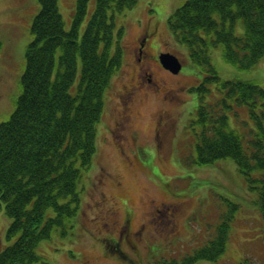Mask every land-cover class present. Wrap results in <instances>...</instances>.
<instances>
[{"label": "trees", "instance_id": "16d2710c", "mask_svg": "<svg viewBox=\"0 0 264 264\" xmlns=\"http://www.w3.org/2000/svg\"><path fill=\"white\" fill-rule=\"evenodd\" d=\"M59 1L37 0L38 11L27 26L30 40L25 47V66L14 108L8 118L0 121V212L10 219L7 239L14 238L0 249V264H50L37 252V246L57 235L67 236V246L74 250L70 237L76 238L81 227L89 174L94 173L90 190L94 186L96 194L99 181L110 176L98 161L103 137V124L99 123L107 109L105 93L124 62L123 49L116 40L122 31L121 26L115 30L116 13L130 8L135 0H95L93 7H89L90 0H76L68 28ZM238 20L243 25L240 33L235 32ZM169 26L187 45L189 59L203 70L198 85L191 87L204 93L198 96L195 118L188 124L194 134L191 163L200 166L231 158L255 195L253 203L264 220V89L255 81L220 77L211 62V49L218 45H222V58L240 68L251 67L264 56V0H183L169 17ZM141 72L138 80L143 79L142 75L149 77L145 68ZM135 88V80L125 83L120 95L124 105H129ZM230 106L235 111H228ZM229 113L239 116V121L234 117L231 124ZM120 125L119 120L108 127V135L110 132L118 143L126 134ZM178 126L179 122L175 130ZM164 133L156 125L151 137L157 144L155 149L159 150ZM137 136L132 134L135 145L129 147L136 160L149 175L152 168L161 174L155 159L153 164L141 160L148 144ZM117 149L125 152L121 145ZM221 185L229 196L241 190L227 183ZM223 201L229 213L219 222L212 240L179 261L172 258L162 264L215 262L221 257L229 236L228 218L238 207L235 201ZM125 209L120 227L130 221L131 208ZM170 211L174 216L176 209ZM54 233L57 235L51 239ZM250 261L245 256L237 264Z\"/></svg>", "mask_w": 264, "mask_h": 264}, {"label": "rangeland", "instance_id": "374dc122", "mask_svg": "<svg viewBox=\"0 0 264 264\" xmlns=\"http://www.w3.org/2000/svg\"><path fill=\"white\" fill-rule=\"evenodd\" d=\"M182 1L136 0L131 9L117 14L118 22L125 21L122 24L129 47L133 39L139 37L140 41L146 34L145 30H151L153 25L158 27V32L152 31L148 38L152 45L150 47L147 42L144 48L145 51L149 49L150 53L139 56L132 52L133 47L123 51L124 62L107 91V109L103 111L99 123L103 124L101 130L98 128L103 136L98 146V161L110 176L103 182L99 181L96 194L92 191L94 186L90 190L94 173L89 174L91 182H86L80 214L81 227L76 238L70 237L75 251L67 246V236L56 233L51 237L57 235L52 241L39 243L37 252L45 256L50 264H54V261L55 264H162L172 258L179 261L183 255L212 240L219 222L229 213L223 198L235 201L238 207L228 218L229 236L225 251L217 260L222 261L218 264H237L245 256L251 258L250 264H264V220L258 205L253 203L255 195L233 160L227 157L200 166L191 163L190 153L192 158V153H195L194 147H190L194 134L188 124L195 118L198 96L204 94L191 87L198 85L203 70L189 59L187 45L181 42L177 44L179 48L175 44L168 26L166 18ZM94 3L95 0H90L89 7H93ZM75 4L76 0L59 1L66 28L69 20L71 24ZM151 9L156 11L158 18L148 22ZM37 11V0H0V121L8 118L14 108L20 75L25 66V47L30 40L27 26ZM242 31V21L238 20L235 32ZM152 46L156 50H168L178 55L183 62L180 72L171 74L161 68L151 55L155 51ZM221 50L222 45L211 49V62L220 77L255 81L264 89V56L251 67L240 68L225 61ZM140 64L148 70V74L153 72L165 84L159 83L154 88L146 80H141L143 86H138L134 95L130 96L129 105H124L120 95ZM230 108L228 111H235L233 107ZM177 113L178 118L175 119ZM229 114L233 124L232 118L235 116ZM235 118L239 121L240 117ZM119 120L123 124L120 125L121 129L126 133L120 139L121 143L116 142L119 140L115 141L110 132L108 135L110 124L114 126V122ZM177 122L180 128L178 126L175 130ZM159 123L162 125L159 126ZM156 125L166 132L159 150L154 148L157 144L151 140ZM133 131L137 132L139 140L148 144L141 160L144 164L149 161L153 164L155 159L163 176L155 168H152V176L149 175V171L136 160V155L129 148L135 145L132 141ZM119 145L125 148V152L117 149ZM221 183L234 185L241 190L238 195L233 193L230 197ZM179 191L187 193L181 195ZM100 193L103 196L101 201L98 200ZM126 206L127 209L131 208L130 221H127L131 226L128 228L120 227L126 215ZM196 207L198 210L193 215ZM171 209H176L174 216ZM9 222L10 219L0 212V249L14 240L6 237ZM113 237L118 239L117 243L111 239ZM245 244L246 248L242 247ZM116 246L118 249L114 250ZM215 262L198 261L193 264Z\"/></svg>", "mask_w": 264, "mask_h": 264}, {"label": "flooded vegetation", "instance_id": "af4514ba", "mask_svg": "<svg viewBox=\"0 0 264 264\" xmlns=\"http://www.w3.org/2000/svg\"><path fill=\"white\" fill-rule=\"evenodd\" d=\"M148 34H149V33H146V34L143 36V39H144L146 36H148ZM136 40H137V42L139 43V46L137 47V53H138V52L141 53V52H143L144 50H142L140 46H143L144 43H141V41H139V37H137ZM146 52L150 53L151 51H149V49H147V51H144V54H145ZM153 54H154L155 58H156V56L158 55V54L156 53V51H154ZM153 54L151 53L152 56H153ZM137 60L139 61V58H137ZM139 72L142 73V72H141V64L137 67V74H138ZM149 74H150V76H151V73H149ZM142 77H144V78L146 79L147 83L149 84V86H152V87H154V86H155V87H158L159 83H161V85H164V84H165V81H164L163 79H161V78H157L156 76H155L154 78H151V77L146 78L144 75H142L141 78H142ZM128 226H130V222H127V224L124 225L125 228H126V227L128 228ZM129 232H131V231L129 230Z\"/></svg>", "mask_w": 264, "mask_h": 264}, {"label": "water", "instance_id": "95a60500", "mask_svg": "<svg viewBox=\"0 0 264 264\" xmlns=\"http://www.w3.org/2000/svg\"><path fill=\"white\" fill-rule=\"evenodd\" d=\"M160 61L164 66L168 67L173 72H177L180 69V63L178 60L169 53L161 54Z\"/></svg>", "mask_w": 264, "mask_h": 264}]
</instances>
